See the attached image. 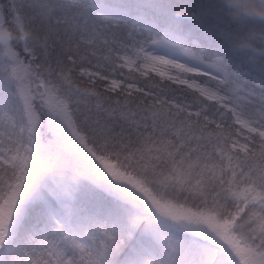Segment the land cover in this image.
<instances>
[{"label": "snow or ice", "instance_id": "6c2138e0", "mask_svg": "<svg viewBox=\"0 0 264 264\" xmlns=\"http://www.w3.org/2000/svg\"><path fill=\"white\" fill-rule=\"evenodd\" d=\"M253 14L0 0V264H264Z\"/></svg>", "mask_w": 264, "mask_h": 264}, {"label": "clouds", "instance_id": "9594fccd", "mask_svg": "<svg viewBox=\"0 0 264 264\" xmlns=\"http://www.w3.org/2000/svg\"><path fill=\"white\" fill-rule=\"evenodd\" d=\"M242 3L247 9L253 12V16L250 19L256 20L258 25H264V4L260 3V0H242ZM257 34L264 32V27H258L255 29ZM253 47L258 49H264V39L258 37L257 40L250 41Z\"/></svg>", "mask_w": 264, "mask_h": 264}, {"label": "rangeland", "instance_id": "374dc122", "mask_svg": "<svg viewBox=\"0 0 264 264\" xmlns=\"http://www.w3.org/2000/svg\"><path fill=\"white\" fill-rule=\"evenodd\" d=\"M210 2H213V0H192L190 3L196 5V4H207Z\"/></svg>", "mask_w": 264, "mask_h": 264}, {"label": "trees", "instance_id": "16d2710c", "mask_svg": "<svg viewBox=\"0 0 264 264\" xmlns=\"http://www.w3.org/2000/svg\"><path fill=\"white\" fill-rule=\"evenodd\" d=\"M192 0H188V2L190 3Z\"/></svg>", "mask_w": 264, "mask_h": 264}]
</instances>
